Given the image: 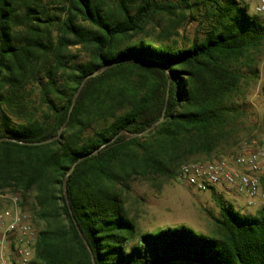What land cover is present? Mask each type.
<instances>
[{
    "label": "trees",
    "instance_id": "obj_1",
    "mask_svg": "<svg viewBox=\"0 0 264 264\" xmlns=\"http://www.w3.org/2000/svg\"><path fill=\"white\" fill-rule=\"evenodd\" d=\"M155 15L169 25L153 39ZM185 20L196 35L178 45ZM263 50L238 0H0V192L32 200L29 264H264V205L220 204L211 236L144 233L127 208L130 181L178 179L238 143Z\"/></svg>",
    "mask_w": 264,
    "mask_h": 264
},
{
    "label": "rangeland",
    "instance_id": "obj_2",
    "mask_svg": "<svg viewBox=\"0 0 264 264\" xmlns=\"http://www.w3.org/2000/svg\"><path fill=\"white\" fill-rule=\"evenodd\" d=\"M160 4L173 3L176 0H153ZM250 16H255L264 23V15L255 14L253 7H247ZM58 13V11L56 12ZM64 18L63 14H59ZM169 25L166 16L155 15L147 24L150 38H153L159 31ZM197 23L184 21L178 29V37H171L179 44H187L196 35ZM168 43H170L168 41ZM68 54L74 56L77 62L88 58L86 50L81 46L70 47ZM258 77L254 82L248 81L246 88V116L243 119L238 131V145L248 142L251 139H259L264 136V50L261 52L258 64ZM235 145V146H236ZM234 146V147H235ZM232 147L231 150L234 148ZM223 152L224 158L231 151ZM128 194L136 200L128 204L130 215L136 216V225L144 233H156L162 229L184 226L197 234L211 236L213 231L212 218L219 216V205L222 203L231 204L240 214L253 215L264 205V200H258L255 205L248 206L245 198L238 196L233 190L217 187L214 191L198 192L178 179H159L154 185L142 179H135L129 182ZM10 191L0 192V203L3 209L7 208L6 197ZM31 224L39 230L42 225L35 223L32 215V200L27 199L24 208Z\"/></svg>",
    "mask_w": 264,
    "mask_h": 264
},
{
    "label": "built area",
    "instance_id": "obj_3",
    "mask_svg": "<svg viewBox=\"0 0 264 264\" xmlns=\"http://www.w3.org/2000/svg\"><path fill=\"white\" fill-rule=\"evenodd\" d=\"M238 1L244 7L252 6L255 14L264 15V0ZM263 174L264 136L239 143L220 160L183 165L178 179L198 192L217 187L233 190L252 206L264 200L259 184ZM6 200L9 206L0 211V264H29L38 231L22 211L17 195H9Z\"/></svg>",
    "mask_w": 264,
    "mask_h": 264
},
{
    "label": "water",
    "instance_id": "obj_4",
    "mask_svg": "<svg viewBox=\"0 0 264 264\" xmlns=\"http://www.w3.org/2000/svg\"><path fill=\"white\" fill-rule=\"evenodd\" d=\"M96 75V73L95 74H93L92 76H95ZM163 120H164V117H161L160 119H159V121H157L151 128H149V129H147L145 132H143V133H141V134H138V135H136V136H139V135H143V134H145V133H148V132H150L153 128H155L157 125H159L160 123H162L163 122ZM61 135V131H59V136ZM53 140L52 139H50V140H47V141H43V142H38V143H34V144H32V145H45V144H49V143H51ZM72 171V170H71ZM70 171V172H71ZM80 236H81V234H80Z\"/></svg>",
    "mask_w": 264,
    "mask_h": 264
},
{
    "label": "crops",
    "instance_id": "obj_5",
    "mask_svg": "<svg viewBox=\"0 0 264 264\" xmlns=\"http://www.w3.org/2000/svg\"><path fill=\"white\" fill-rule=\"evenodd\" d=\"M238 196H240V195H238ZM242 197V196H241ZM244 198V197H243Z\"/></svg>",
    "mask_w": 264,
    "mask_h": 264
}]
</instances>
